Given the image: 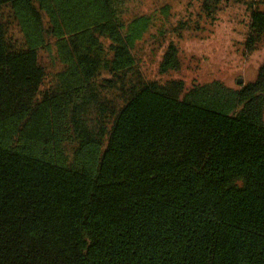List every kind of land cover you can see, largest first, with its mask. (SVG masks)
<instances>
[{
    "label": "trees",
    "instance_id": "obj_1",
    "mask_svg": "<svg viewBox=\"0 0 264 264\" xmlns=\"http://www.w3.org/2000/svg\"><path fill=\"white\" fill-rule=\"evenodd\" d=\"M235 2L252 53L264 0ZM100 3L90 22L77 0H0L63 59L44 88L39 46L0 20V264H264V62L237 87L147 78L129 45L141 15ZM181 65L169 41L160 71Z\"/></svg>",
    "mask_w": 264,
    "mask_h": 264
},
{
    "label": "rangeland",
    "instance_id": "obj_2",
    "mask_svg": "<svg viewBox=\"0 0 264 264\" xmlns=\"http://www.w3.org/2000/svg\"><path fill=\"white\" fill-rule=\"evenodd\" d=\"M84 1L90 5L87 11L82 9ZM100 1L77 0L76 15L82 21V13H87L90 22L105 17L110 12ZM200 5L201 0H126L123 18L130 21V14L141 15L135 23L130 21L129 45L147 78L162 82L182 79L187 87L195 82L222 80L237 87L238 81L246 80L250 71L262 65L264 46L244 53L242 42L248 30L244 4L223 0L213 21L200 16ZM13 10L5 8L0 20L6 24L10 36L39 46L40 60L47 72L43 87L47 88L54 84L63 68L55 39L42 37L29 15ZM72 21L75 26L79 25L77 19ZM183 22L186 27L177 31ZM169 41L177 44L182 65L179 69L161 72ZM43 42L47 46L42 47Z\"/></svg>",
    "mask_w": 264,
    "mask_h": 264
}]
</instances>
